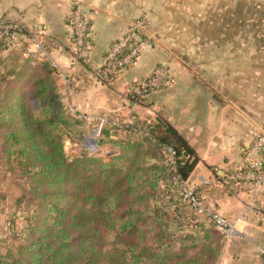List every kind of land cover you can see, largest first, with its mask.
<instances>
[{"label":"crops","instance_id":"crops-1","mask_svg":"<svg viewBox=\"0 0 264 264\" xmlns=\"http://www.w3.org/2000/svg\"><path fill=\"white\" fill-rule=\"evenodd\" d=\"M77 10L90 16L89 60L78 58L71 39ZM142 18L152 47L105 79L99 69L113 42ZM0 20L22 22L31 32L0 51L1 78L26 82L51 68L65 107L80 115L83 109L90 121L100 117L106 127L165 118L199 156L184 182L203 210L182 200L179 208L191 209L181 210L182 218L205 225V244L219 243L216 264H264V184L228 179L264 132V0H0ZM17 58L19 69L5 72ZM160 64L169 67V82L142 102L130 99L134 85ZM208 211L238 219L235 230L223 233Z\"/></svg>","mask_w":264,"mask_h":264},{"label":"trees","instance_id":"trees-1","mask_svg":"<svg viewBox=\"0 0 264 264\" xmlns=\"http://www.w3.org/2000/svg\"><path fill=\"white\" fill-rule=\"evenodd\" d=\"M71 24L75 44L77 37ZM89 25L91 28V21ZM143 29L141 36L146 37ZM91 42V35L86 36L84 45ZM6 45L1 43L0 51ZM88 51L87 57L79 56L77 51L76 55L89 60L90 48ZM128 52L124 48L123 55ZM163 66L166 65H158L145 80L137 82L129 93L130 99L142 102L168 83L152 85L156 70ZM99 72L105 79L116 75H105V67ZM3 82L10 83L0 77V85ZM33 89V98L44 115L37 117L24 104L19 106L22 127L8 128L6 155L12 162L20 161L32 192L41 198L44 214L40 222L32 220L20 235L18 256H13L11 238L0 239L7 244L5 252L0 251V264H168L169 259H175L174 264H216L220 245L204 243L200 236L205 225L194 218L177 216L183 200L177 188L183 187L199 156L170 122L160 117L155 123L104 128L106 137L125 138L110 141L120 149L135 152L130 164L103 161L85 152L74 156L65 151L68 129L61 126L68 127L77 120L66 111L51 68L44 67ZM111 157L125 158V153ZM165 186L169 194L166 201L162 189ZM124 203L128 206L123 209ZM111 231L114 239L107 245Z\"/></svg>","mask_w":264,"mask_h":264},{"label":"rangeland","instance_id":"rangeland-1","mask_svg":"<svg viewBox=\"0 0 264 264\" xmlns=\"http://www.w3.org/2000/svg\"><path fill=\"white\" fill-rule=\"evenodd\" d=\"M15 62L16 64L6 69L5 72L16 70L15 68L17 67L19 69L23 61L17 58ZM21 71L22 70L18 72ZM3 74L4 73H2V75ZM24 80L25 79L19 76L13 79L11 78V80L9 79L10 83L3 82V85H0V239H4L7 236L9 239L11 238V244H13L14 247V257L18 256L16 245L22 242V237L20 235L26 231L32 220L36 219L34 222L37 224L44 214V205L41 204V198L37 193L32 192V187L28 178L23 173L24 168L20 161L14 160V162H12L13 160H10L6 155L9 145L6 142L5 136L8 128H16V125L20 128L22 127V117L19 106L24 104L28 111L33 112L37 117L44 115L43 110L39 107V102L33 98L34 92H31L34 90L33 86L37 77H35V79L30 77L28 79L29 81L26 82ZM77 110L82 115L73 113L67 109L66 111L77 121H71V125H68V127L65 125L61 126L63 130L65 127L68 129L64 142L65 151L74 156L85 152L90 156L101 157L103 161H111L120 165L130 164V157L133 156L135 152L128 148L120 149L117 143L110 141L121 140V138L125 140V138L117 136L110 138L109 136H104L102 131L106 128V125H104L100 117L91 119L90 121L83 115L89 113H85L83 109ZM93 114H96V110L93 111ZM97 114H100V112L98 111ZM142 135L143 134L140 133V136ZM146 145L148 146V143H146ZM121 151L125 153V158L111 159L112 155L118 154V152ZM166 188V186L162 187L165 191L163 193V198L169 195L166 194ZM177 189V194L182 196L183 201H186L190 208H194L193 210H197V208L192 206L188 200L183 197V187ZM157 193L159 196H162L159 192ZM167 199L165 198V201ZM188 205L182 206L183 209L178 207L179 211H177V216L182 217L183 211L191 213L190 208H185ZM127 206L128 204L124 203L123 209ZM32 215H38V217L32 218ZM109 233V242L107 245H111L114 239L112 235L113 232L111 231ZM6 245L4 241H0V251L5 252ZM178 246L179 244H176V248H178ZM175 261V259H169L168 264H174Z\"/></svg>","mask_w":264,"mask_h":264},{"label":"built area","instance_id":"built-area-1","mask_svg":"<svg viewBox=\"0 0 264 264\" xmlns=\"http://www.w3.org/2000/svg\"><path fill=\"white\" fill-rule=\"evenodd\" d=\"M73 16L72 23L77 37V41L74 44L75 51H77L79 56L87 57L89 54L88 49L91 45H84V41L86 36L91 35L90 16L82 10L75 11ZM145 25L146 20L144 18L136 20L130 26L128 33L112 45L102 64L105 67V75L110 73L118 74L124 71L127 66L135 62L134 60L137 61L143 50L152 47L150 39L141 36V30ZM38 29L41 31L42 27L39 26ZM28 31L29 29L22 22L0 20V44L6 42L5 48L17 46L24 40L23 38ZM35 48L39 49L40 45L36 43ZM124 48L129 49V52L125 55H123ZM155 74L152 81L153 86H158L165 81L169 82L171 78L170 69L166 66L158 68ZM228 179L231 185L247 182L253 186L264 184V132L256 135L252 143L244 150L241 163L231 171ZM182 193L192 206L203 210L201 198L193 186H188L183 182ZM207 213L216 227L223 233L227 234L235 230L238 219L232 221L218 211H208ZM260 252L264 255V246L261 247Z\"/></svg>","mask_w":264,"mask_h":264}]
</instances>
